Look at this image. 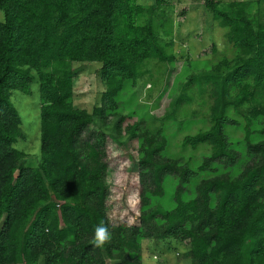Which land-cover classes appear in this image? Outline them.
Returning <instances> with one entry per match:
<instances>
[{
  "label": "trees",
  "instance_id": "trees-1",
  "mask_svg": "<svg viewBox=\"0 0 264 264\" xmlns=\"http://www.w3.org/2000/svg\"><path fill=\"white\" fill-rule=\"evenodd\" d=\"M205 3L224 29L209 70L186 79L160 127L139 119L125 129L139 148L141 217L132 226L108 221V136L96 119L117 115L120 93L145 75L160 84L149 65L175 61L166 1L0 0V264H142L147 238L188 242L191 264H264V0ZM74 62L102 64L106 91L91 114L72 104ZM32 73L37 167L13 146L20 118L10 101L12 90L30 94ZM195 119L203 121L177 146L192 154L166 157V122ZM167 178L177 182L174 205L151 212ZM97 227L109 234L100 246Z\"/></svg>",
  "mask_w": 264,
  "mask_h": 264
},
{
  "label": "rangeland",
  "instance_id": "rangeland-1",
  "mask_svg": "<svg viewBox=\"0 0 264 264\" xmlns=\"http://www.w3.org/2000/svg\"><path fill=\"white\" fill-rule=\"evenodd\" d=\"M165 1V12L173 21L175 61L161 67L149 65L148 68L153 74L159 72L160 84L153 86L147 80L148 75H145L142 81H137V86L120 93L117 98L119 104L117 115L106 113L102 119H96L97 130H102L108 136L105 208L108 221L112 225L135 226L141 217L139 148L137 141L126 132V127L139 119H145L152 124L153 128L160 127L161 120L171 112L174 101L181 93L182 84L188 77L209 70L208 62L211 58L212 46L220 49L224 44V29L213 22L212 13L206 7V0ZM215 1L252 2L256 0ZM136 2L152 5V0H136ZM261 10L264 12V3ZM3 21L4 14L0 11V22ZM72 74V104L74 108L91 114L94 109L101 106V97L106 91L102 78V64L74 62ZM32 78L30 94L24 95L12 90L10 101L20 118V135L13 146L23 153V163L37 167L41 161L39 85L35 73H32ZM189 106L197 108L194 99ZM131 113L133 118L125 119L120 126L117 125L120 118H125ZM201 121L203 120L195 119L187 121L188 123L184 121L183 124H185L181 127L177 126L179 121L177 123L167 121L165 132L170 139V147L165 156L188 157L191 155V150L182 152L177 146L181 138L192 133L195 125ZM200 158V154H197L194 165L198 164ZM175 184H177L176 181L167 178L165 197L156 200L151 212L162 209L163 204L170 207L174 205L172 199L175 198ZM141 249L142 264H191L189 244L185 241L172 238H147L142 240ZM105 260L106 264L112 263L106 256ZM38 264L42 262L39 261Z\"/></svg>",
  "mask_w": 264,
  "mask_h": 264
},
{
  "label": "clouds",
  "instance_id": "clouds-1",
  "mask_svg": "<svg viewBox=\"0 0 264 264\" xmlns=\"http://www.w3.org/2000/svg\"><path fill=\"white\" fill-rule=\"evenodd\" d=\"M109 234L104 227H97L95 231V241L98 246L103 245L108 240Z\"/></svg>",
  "mask_w": 264,
  "mask_h": 264
}]
</instances>
